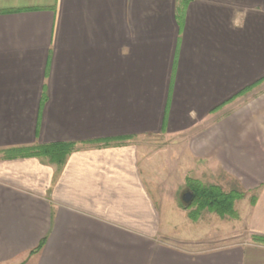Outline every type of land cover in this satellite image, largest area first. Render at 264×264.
Listing matches in <instances>:
<instances>
[{"label": "crops", "instance_id": "obj_1", "mask_svg": "<svg viewBox=\"0 0 264 264\" xmlns=\"http://www.w3.org/2000/svg\"><path fill=\"white\" fill-rule=\"evenodd\" d=\"M159 134L188 135L191 158L240 182L246 240L161 236L158 160L140 143ZM67 142L61 168L24 156ZM254 236L264 0H0V264H264Z\"/></svg>", "mask_w": 264, "mask_h": 264}, {"label": "rangeland", "instance_id": "obj_2", "mask_svg": "<svg viewBox=\"0 0 264 264\" xmlns=\"http://www.w3.org/2000/svg\"><path fill=\"white\" fill-rule=\"evenodd\" d=\"M188 142V135L170 137L165 134L141 137L140 140L142 147L146 150V155L158 160L157 187L151 185V191L157 200L163 219L161 236H169L175 243L194 251L212 249L239 240H246L247 237L245 238L241 233L245 224L244 219L238 220V218L228 216L223 218L215 212L207 210H204L200 217L194 218L197 207H188V203L183 199V192H186L188 188L186 181L188 177L198 178L205 184L218 183L225 190H229L233 186L244 189L239 181L229 177L224 179L225 174L221 175L211 161L207 160V164H203L198 159L191 158ZM171 153H173L174 159V173L173 178L166 181L165 157L166 154ZM184 160H190L192 163L185 165ZM246 204L245 200L237 201V209L243 217L246 213ZM180 238H184L185 241L182 240L184 243L180 242Z\"/></svg>", "mask_w": 264, "mask_h": 264}, {"label": "trees", "instance_id": "obj_3", "mask_svg": "<svg viewBox=\"0 0 264 264\" xmlns=\"http://www.w3.org/2000/svg\"><path fill=\"white\" fill-rule=\"evenodd\" d=\"M75 149L76 144L71 142L41 144L25 148L24 156L35 157L39 160L41 159L43 162H45V159H48L49 162L57 163L59 168H61L66 163L68 155ZM187 186L195 194L191 202L188 203V207H197V213L194 218L200 217L204 210L215 212L223 218L226 216L232 218L239 217L235 203L246 196V191L237 186H233L230 190H225L219 184H205L192 177L188 178ZM252 201L254 202V196L252 197ZM253 240L264 244V236H254ZM41 247L42 244L35 251Z\"/></svg>", "mask_w": 264, "mask_h": 264}, {"label": "water", "instance_id": "obj_4", "mask_svg": "<svg viewBox=\"0 0 264 264\" xmlns=\"http://www.w3.org/2000/svg\"><path fill=\"white\" fill-rule=\"evenodd\" d=\"M187 195L188 196L186 197L185 202L189 203L194 198L195 194L192 191H190V192H188Z\"/></svg>", "mask_w": 264, "mask_h": 264}, {"label": "flooded vegetation", "instance_id": "obj_5", "mask_svg": "<svg viewBox=\"0 0 264 264\" xmlns=\"http://www.w3.org/2000/svg\"><path fill=\"white\" fill-rule=\"evenodd\" d=\"M188 192H190V190L187 188V191L186 192H183V199L185 200L186 197L188 196Z\"/></svg>", "mask_w": 264, "mask_h": 264}]
</instances>
